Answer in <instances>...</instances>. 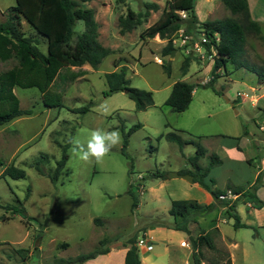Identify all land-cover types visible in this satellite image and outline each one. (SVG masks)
I'll use <instances>...</instances> for the list:
<instances>
[{
  "label": "rangeland",
  "instance_id": "obj_1",
  "mask_svg": "<svg viewBox=\"0 0 264 264\" xmlns=\"http://www.w3.org/2000/svg\"><path fill=\"white\" fill-rule=\"evenodd\" d=\"M16 1L0 0V21L6 18L8 7ZM146 1L157 2L158 9H150L140 24L121 32L118 16L126 14L128 7L145 12ZM165 1L81 0L83 7L93 9L98 20V39L112 52L96 68L89 66L90 69L74 79L66 76L72 71L71 66L65 68L45 92L36 86L13 88L20 107L31 112L0 124V156L4 161L0 165V264H49L101 246L99 241L104 237L108 247L111 243H127L132 237L136 244L138 235L147 244L156 243L157 252L163 248L158 253L159 263L184 264L183 254L187 248L180 245V239L184 237L182 232H187L172 227L174 218L169 208L173 199L199 201L202 195L187 175L177 174V171L193 168L188 157L195 152L198 143L204 147L216 146L230 143L236 136L244 140L241 146L245 155L260 154L264 150V128L260 130L256 124L264 113V84L257 82L256 72L249 68L264 61V13L261 19L254 20L258 30L245 29L242 49L236 51L233 59L229 54L226 56L227 71L220 69V75L214 79L216 92L211 86L201 85L212 77L211 68L217 56L214 46L194 47L192 41L179 47L182 43V29H179L172 34L176 51L163 56L161 49L167 38L156 34L141 39V30L159 17ZM259 3L264 12V0ZM224 6L222 0H195L200 22L227 16L243 20L241 13H232ZM206 7L211 11L207 12ZM179 13L189 17L183 10ZM20 26L27 35L39 37L23 18ZM83 27V21L78 20L76 29ZM202 31L195 40L201 41ZM41 37L39 47L45 51L47 40ZM187 55L190 58L187 70L183 71V59ZM165 58L170 63L169 73L162 65ZM16 62L15 57L0 59V71ZM122 65L126 66L129 85L151 91L153 102L146 108L138 109L124 88L103 94L108 88L105 72L113 68L119 70ZM180 79L198 83L183 111L174 110L165 102L173 82ZM261 93L263 96L256 101ZM105 101L110 111L107 116L96 110L97 105ZM87 105L86 111L79 110ZM138 122L141 125L130 130ZM262 124L264 121L259 122ZM98 128L118 130L119 145L100 161L79 160L70 151L69 139L78 137L85 142L91 131ZM245 130L255 133L256 146L251 145L255 135H245ZM174 136L179 137L181 143ZM64 147L68 157L55 180L51 175ZM216 150L223 156L219 153L222 152L220 146ZM41 153H47L48 158L40 159V171L33 163ZM223 160L210 166L207 178L211 176L214 181L216 177L221 178L226 168L246 174L240 163ZM9 164L23 168L25 174L17 178L2 174ZM262 175L264 180V170ZM224 178H228L227 174L220 179L223 188L230 182L228 179L223 182ZM251 190L256 198L264 201L261 180ZM243 204L240 201L238 208L250 226L235 227L233 216L229 223H221L231 241L226 247L228 241H223L219 231H209L216 249L200 247L204 263L221 260L223 264H264V206L253 205L249 216ZM222 214L227 215L224 210ZM205 217L202 224L207 226L212 221L209 216ZM197 228L196 224L192 227L193 236L198 233ZM147 234L156 239L147 241ZM62 241H66L67 246H59ZM144 246L138 244L141 256L146 253ZM193 251L190 261L194 258ZM106 252L73 264H101L102 259L109 256ZM115 255L105 259V263L122 264L123 259L121 262Z\"/></svg>",
  "mask_w": 264,
  "mask_h": 264
},
{
  "label": "trees",
  "instance_id": "obj_2",
  "mask_svg": "<svg viewBox=\"0 0 264 264\" xmlns=\"http://www.w3.org/2000/svg\"><path fill=\"white\" fill-rule=\"evenodd\" d=\"M222 2L232 13H241L243 20L227 16L200 22L195 11V0H166L159 17L140 32L141 39L153 37L156 34L161 38H167V43L162 47L161 54L168 56L172 55L177 49L172 41V34L175 31L182 28L184 33L191 34L192 40H194L198 38L197 33L203 29L209 40L201 41L202 45L207 48H210L211 45L214 46L217 56H215L211 68L212 77L201 85L211 86L216 92L218 90L213 86L214 79L220 75V69L227 71L228 59L226 56L229 54L233 59L236 51L242 49L245 40V29L258 30L257 22L250 19L248 0H222ZM144 6L146 8L145 12L134 11L128 7L126 14L118 16L121 32L130 30L140 24L146 18L148 11L158 9L159 4L155 1H146ZM179 10L185 11L189 17H182ZM22 18L26 20L36 36L40 38H42L41 35L45 36L47 40L45 51L39 47L41 40L39 37L27 35L21 29ZM78 20L83 21L84 27L81 30L76 29ZM214 32L218 34L219 39L217 41ZM98 33V22L94 17L93 9L83 7L81 0H17L15 4L10 5L6 18L0 21V59L7 60L15 57L17 62L12 67L0 71V124L21 114L31 112L30 109L20 107V100L13 89L16 85L22 87L36 86L41 92H45L67 67L89 63L93 68H96L103 58L112 52L110 47L99 41ZM190 42L178 46H186ZM189 58V55H187L183 59V71L187 70ZM114 62L116 64V60ZM162 65L164 70L169 73V60L163 59ZM249 68L256 72L257 82L264 84V61L259 66L251 65ZM125 71L126 66L122 65L119 70L113 69L105 72L108 88L103 91V94H110L127 88L128 95L135 100L136 107L138 109L146 108L153 102L151 91L129 85V79L125 77ZM83 73L84 71L79 69L69 71L66 76L74 79ZM196 84L198 83L184 79L174 81L165 102L172 109L183 111L192 98V92ZM88 108V105L82 106L79 110L86 111ZM140 125L139 122L135 123L130 127V130H134ZM173 138L181 143L179 137L174 136ZM126 142L125 139L124 144ZM205 152L206 148L198 143L195 152L188 157L193 168H180L177 174L187 175L192 181L199 182L211 192L213 200L202 204L195 199H173L169 208V213L174 218L172 227L190 234L188 223L219 205H224L225 213L228 216H233L235 227L250 226L240 220V216L232 203L244 197L250 201L251 205L264 206V201L258 197L256 198V193L251 190L252 187H255V183L245 190L241 185H234L231 182H228L224 188L215 187L214 180L206 176L210 166L218 163L220 159L218 155L211 153L207 164L202 165L200 158ZM67 157L68 154L64 147L60 158L56 161L51 175L52 179H57ZM47 158V153H41L40 158L35 159L33 164L41 171L39 161ZM3 162L0 156V165ZM2 174L17 178L23 176L25 171L21 167L9 164L4 167ZM227 189H230L237 196L234 199L227 197ZM189 237L194 248V264H203L200 247L206 246L216 249L210 232L201 229L195 236L189 235ZM99 242L101 246H97L88 252L69 256L49 264L83 262L99 252L108 251V247L105 245L108 242L107 238L104 237ZM67 244L66 241H62L59 246L65 247ZM126 246L123 264H141L135 238L129 239ZM213 264L223 263L220 260Z\"/></svg>",
  "mask_w": 264,
  "mask_h": 264
},
{
  "label": "crops",
  "instance_id": "obj_3",
  "mask_svg": "<svg viewBox=\"0 0 264 264\" xmlns=\"http://www.w3.org/2000/svg\"><path fill=\"white\" fill-rule=\"evenodd\" d=\"M248 6H249V12L251 14L252 20H258V19L262 18L261 16L263 15L264 12H262V10H263L262 8L263 7L260 6L259 0H248ZM207 8L208 7H206V9ZM195 11L198 14V10L195 9ZM210 11H211V8L207 9V12H210ZM263 17H264V15H263ZM95 18L97 20L96 16H95ZM100 29L101 28L99 26V30ZM155 57L158 60H161L160 57L158 55H156V54H155ZM89 66L91 67V65L89 63H84L81 66H71L70 69L72 71H77L79 69H81L83 71H86L87 69H90V68H88ZM113 69H115V68H113ZM252 89H254V87H252ZM253 96H254V94H253ZM261 96H263L262 93L259 95V98L256 101H258ZM234 102H235V100H234ZM239 102H241V101L239 100ZM237 112H238V110H237ZM260 119H262V120H260ZM261 121H264V113H263V116H261L256 121L257 127L260 130H261V125H259V122H261ZM249 133H251V132H249L248 130L244 131L245 135H248ZM251 134L255 135V133H251ZM258 138H259V136H258ZM250 141H251V138H250ZM229 142L230 143H226V144L220 143L219 145H216V146H206L205 147L206 148V152L200 158V163L202 165H206L207 162H208L207 157L209 159V155L211 153H215L216 155H218V157L221 160V162L224 161L223 159H229V160H232L234 162L240 163L241 165H243L242 166L243 170H245V172H246V174H243V172L241 173V172H238V171H233L231 169L228 170L226 168V170H225L226 173H224L222 177H224L227 174L228 178H224L223 182H225L228 179L234 185H241L243 187V190L247 189L253 183H257L258 180H261L264 183V180L262 179V176H263L262 173H263V170H264V161L262 160V157L264 155V153H263L264 150L261 151L260 154H255V155H257V158H255V155L251 156V155H245L244 154L243 146H241V144H243L244 140L241 139V137L239 139L232 138V140L229 141ZM245 142L247 143L248 139H245ZM251 145H253V146L257 145L256 144V135H255L254 140L251 142ZM219 146L221 147V150H222V152H219V153H221V154L223 153L222 154L223 156H219V154H217L218 152H217L216 149ZM204 157H206V158L204 159ZM209 177H211V176H209ZM188 178L190 179L189 176H188ZM221 178L216 177V180L214 181V186L215 187L217 186V184L220 183V179ZM192 184L197 189V191L202 195V198H200V200L198 201L199 203L205 204V203H209V202H211L213 200V196H212L211 192L207 188H205L199 182H196V181H192ZM217 187L218 188H223V186H220V184ZM228 190H230V189H227V191ZM236 196H237V194H235V193H232L231 195L227 194V197H230L232 199H234ZM240 201L242 203H245L243 205L246 207V211H247V213H249V216H251V214L253 213L252 209H251V207L253 205H251L249 200L244 201L243 199H239V200L233 202V206L237 210V212H238V214H239V216L241 218V221L244 222V223L250 224V222H248L249 220L248 221H244L243 220L242 213H241V211L238 208V205H240ZM223 210L225 211V206L224 205H219L216 208H214L213 210H211L210 212L206 213L205 215H200V216H198L196 218V220H191L188 223L190 234L182 232V233H184V237L180 239V245L186 246V248H187V250L183 254V256H184L183 263L184 264H193V261L189 260V257H191L190 254L193 251V248L191 247V244H190L191 241H190L189 235L193 236L194 232L192 231V227L194 228L195 224L198 227L196 229V233H197V231L199 232L201 229H204V230L210 231V232L213 229H215V230H217V232L219 231V233H220L219 235L223 239V241L224 240L228 241V244H226L224 246L226 247V246L230 245L231 241L229 239H227L226 234H224V232H223V230L221 228V223H229L230 216L222 214ZM206 215L209 216L210 220L212 221L210 223H207V226L202 224V220L206 219V217H205ZM147 235H148V237L146 238L147 241H149V238L154 239V240L156 239V237L154 235H151V234H147ZM138 236H140V235H138ZM229 238L232 239L231 237H229ZM233 241H235V240H233ZM136 244H137V248H139L138 247V243H136ZM140 246H141V244H140ZM147 247H149L148 249L146 248L147 250L146 249L144 250V248H143V250L146 251V253L143 254V256H141L139 254V251H138V255H139L141 264H161V263H159V260L157 258H158V253L160 251H163V248H161V250L159 252H157L158 247H157L156 243H155L154 246H153V243H152V244H150V246H147ZM166 247L167 246H164L165 250H167ZM126 249H127L126 243H123V242H116L114 244L113 243L109 244L108 245V251L105 254V255H109V256L103 258L102 260H104V262L101 261V264H106L105 263L106 262L105 259L111 257L112 254L118 255V259L121 262H122V259H123V262H124V256H125ZM153 254L155 256H152ZM123 262H122V264H123ZM107 263H108V261H107ZM116 263H117V261H116ZM203 264H206V263L203 262Z\"/></svg>",
  "mask_w": 264,
  "mask_h": 264
},
{
  "label": "clouds",
  "instance_id": "obj_4",
  "mask_svg": "<svg viewBox=\"0 0 264 264\" xmlns=\"http://www.w3.org/2000/svg\"><path fill=\"white\" fill-rule=\"evenodd\" d=\"M96 110L101 115H109L110 111L107 102H101L97 105ZM121 135L118 130L94 129L90 133V137L82 142L78 137H71L69 143L72 145L70 151L81 161H89L95 159L102 160L109 151L118 146Z\"/></svg>",
  "mask_w": 264,
  "mask_h": 264
},
{
  "label": "built area",
  "instance_id": "obj_5",
  "mask_svg": "<svg viewBox=\"0 0 264 264\" xmlns=\"http://www.w3.org/2000/svg\"><path fill=\"white\" fill-rule=\"evenodd\" d=\"M180 29H182V28H180ZM201 34H202V38H201V41H208L209 40V37L206 35V33L204 32V30L201 32ZM214 34H215V40H218L219 39V37H218V34H217V32H214ZM180 38H181V40H182V43H180V45H184V44H186L187 42H189V41H193V46L194 47H196V46H198V47H200V44H202L201 43V41H199V40H192V35L191 34H186V33H184V31H183V29L180 31ZM261 128H264V124H262L261 125ZM263 157H264V155H263ZM227 194L228 195H231L232 193H231V191L230 190H228L227 191ZM223 196V195H222ZM137 243L138 244H144L145 246H144V250L147 248H149V247H147V246H150V244H147L146 243V240L144 239V238H142L141 236H138V238H137Z\"/></svg>",
  "mask_w": 264,
  "mask_h": 264
},
{
  "label": "water",
  "instance_id": "obj_6",
  "mask_svg": "<svg viewBox=\"0 0 264 264\" xmlns=\"http://www.w3.org/2000/svg\"><path fill=\"white\" fill-rule=\"evenodd\" d=\"M124 91L128 92V89L127 88H124ZM232 103V102H231Z\"/></svg>",
  "mask_w": 264,
  "mask_h": 264
}]
</instances>
